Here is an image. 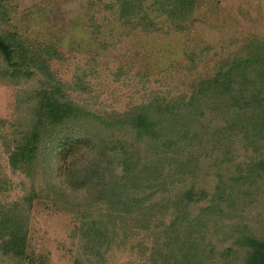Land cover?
<instances>
[{
	"label": "rangeland",
	"instance_id": "374dc122",
	"mask_svg": "<svg viewBox=\"0 0 264 264\" xmlns=\"http://www.w3.org/2000/svg\"><path fill=\"white\" fill-rule=\"evenodd\" d=\"M162 1L0 0V32L37 56L28 78L0 61V218L25 228L23 252L0 247V264H243L241 240H264V136L238 125L264 111V0H195L184 16ZM226 71L223 96L201 84ZM150 100L181 111L189 133L148 146L162 174L128 198L118 189L120 203L88 202L86 186L65 181L93 156L92 135L66 130L46 151L33 132L47 102L106 128L98 118ZM108 129L140 146L121 123Z\"/></svg>",
	"mask_w": 264,
	"mask_h": 264
},
{
	"label": "trees",
	"instance_id": "16d2710c",
	"mask_svg": "<svg viewBox=\"0 0 264 264\" xmlns=\"http://www.w3.org/2000/svg\"><path fill=\"white\" fill-rule=\"evenodd\" d=\"M142 0H132L140 7ZM195 0H163L161 5L170 10L173 15L184 16L193 10ZM124 6L121 3L120 7ZM132 11H134L132 9ZM37 56L28 53L18 41H13L12 34H2L0 32V61L3 67L9 71L10 76L15 78H28L31 75L32 60ZM36 62V60H35ZM229 72H225L215 76L212 79L203 80L201 84L205 85V89H213L215 94L224 95L227 86ZM200 92H192L187 99L183 101L184 110L190 109L199 100ZM47 101V97L45 98ZM41 108L47 116V126L35 127L33 132L41 133V141L45 138L43 149L47 148L55 139L66 130H81L93 137V156L88 160L86 165L75 169L70 173V177L66 179L68 183L86 186V200L89 201H105L107 203H120L119 199H114L118 189L123 188V197H129V188L132 189L142 183L150 184L156 177L162 174L161 164L148 163L146 160L147 149L150 144L161 142V146L172 147L171 141H180L179 137L169 136V132L178 134L182 131L184 138L188 136L190 121L188 117L183 118L181 111L171 114L172 107L166 102L158 103L150 100L140 106H135L126 113L118 115L114 121H106L100 119L110 127L117 122L121 123L125 128H130L141 139L140 146L129 143L123 137L111 136V130L106 132L108 127L100 128L94 120L97 116L88 113L92 117V122L85 124L87 120L82 119L83 110L72 104H57L56 102H47ZM181 110V108H180ZM72 118V119H71ZM188 118V119H187ZM98 121V120H97ZM86 125V126H85ZM238 125L245 131V137L251 138L252 141L258 135L264 136V111L262 113L245 114L242 116ZM85 126V128H83ZM128 132H130L128 130ZM194 137H196L194 135ZM175 138V139H174ZM186 141V140H185ZM187 142V141H186ZM255 143V141L253 142ZM151 145V147H152ZM35 150V148H32ZM32 149L28 148V144L18 147L17 152L25 153L27 156L32 153ZM24 155V154H23ZM145 160L146 162H143ZM159 167V168H158ZM52 192L66 199L61 188L52 190ZM63 193V194H62ZM120 196V195H118ZM140 197V196H138ZM143 200L144 197H140ZM9 219L7 215L0 218V247L5 253L19 255L25 247V228L16 227L14 223L6 226ZM241 245L247 248L248 255L243 264H264V240L257 239L253 236H246L241 240Z\"/></svg>",
	"mask_w": 264,
	"mask_h": 264
}]
</instances>
